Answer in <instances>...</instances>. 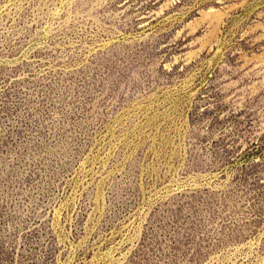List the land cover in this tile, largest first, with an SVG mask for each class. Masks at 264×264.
I'll use <instances>...</instances> for the list:
<instances>
[{
    "label": "rangeland",
    "instance_id": "1",
    "mask_svg": "<svg viewBox=\"0 0 264 264\" xmlns=\"http://www.w3.org/2000/svg\"><path fill=\"white\" fill-rule=\"evenodd\" d=\"M0 264H264V0H0Z\"/></svg>",
    "mask_w": 264,
    "mask_h": 264
}]
</instances>
